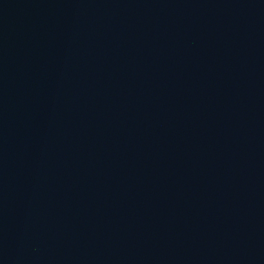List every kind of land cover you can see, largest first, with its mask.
I'll return each instance as SVG.
<instances>
[{"label":"water","instance_id":"obj_1","mask_svg":"<svg viewBox=\"0 0 264 264\" xmlns=\"http://www.w3.org/2000/svg\"><path fill=\"white\" fill-rule=\"evenodd\" d=\"M0 264H264V0H0Z\"/></svg>","mask_w":264,"mask_h":264}]
</instances>
